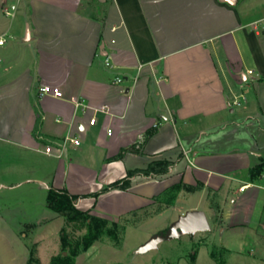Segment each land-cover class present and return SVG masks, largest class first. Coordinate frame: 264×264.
I'll list each match as a JSON object with an SVG mask.
<instances>
[{
  "label": "crops",
  "instance_id": "obj_1",
  "mask_svg": "<svg viewBox=\"0 0 264 264\" xmlns=\"http://www.w3.org/2000/svg\"><path fill=\"white\" fill-rule=\"evenodd\" d=\"M0 36V190L83 195L167 160L166 173H134L76 207L107 218L97 210L111 198L125 215L179 185L171 225L202 212L221 233L240 230L246 256H264V0H0ZM41 84L62 97L39 95ZM252 123L253 143L237 144ZM13 232L0 208V234Z\"/></svg>",
  "mask_w": 264,
  "mask_h": 264
},
{
  "label": "rangeland",
  "instance_id": "obj_2",
  "mask_svg": "<svg viewBox=\"0 0 264 264\" xmlns=\"http://www.w3.org/2000/svg\"><path fill=\"white\" fill-rule=\"evenodd\" d=\"M239 100L241 103V98ZM238 129L247 133L240 139L239 135L232 136L239 145L252 144L250 136L258 134L253 123L248 127L240 124ZM260 146L264 149V142ZM250 150L258 151L254 146ZM249 151L247 155L255 161ZM46 192V188L42 192L40 185L31 183L0 190V208L14 229L11 237L0 234V264H49L52 256L60 252L67 254L69 245L81 241L86 230L83 222H69L48 208ZM193 195L186 197L190 199ZM168 196L158 195L149 207L125 215L114 214L118 211L117 201L103 199L97 212L107 216L103 218L108 221V227L112 226L111 221H117L119 227L124 226V231L117 232L120 241L117 244L103 234L75 256L74 264H219V260L224 264H264V256L258 259L246 256L249 247L242 244L240 230L229 229L221 233L219 222L215 220L210 219L207 229L194 234L185 231L181 235L168 236V228L176 216L175 212L168 211V201H164L170 198ZM196 250V262L190 263L189 258ZM211 250L215 258L210 255Z\"/></svg>",
  "mask_w": 264,
  "mask_h": 264
},
{
  "label": "trees",
  "instance_id": "obj_3",
  "mask_svg": "<svg viewBox=\"0 0 264 264\" xmlns=\"http://www.w3.org/2000/svg\"><path fill=\"white\" fill-rule=\"evenodd\" d=\"M170 162L167 160H156L152 161L144 169H134L128 171L127 175L122 179L113 181L109 184L103 185L98 191L91 192L88 194H71L65 188H54L52 186L48 187L46 192L45 203L48 208L56 212L59 215L64 216L67 221H81L86 227L84 234L81 237L80 242H76L74 245H69L70 250L67 254L60 252L57 255L51 257L49 264H74L75 256L86 250L96 239L101 235L106 234L117 244L120 239L118 237V230L124 231V226L119 227L117 221H111V227L107 226L108 221L100 216L91 214L89 210H81L76 207V202L80 197L93 196L97 197L100 193L105 192L110 189H125L129 185V178L134 173H142L143 175H155L162 174L168 171ZM262 168V163L253 166L250 169L251 178H256ZM179 185L171 186L167 188L162 196L165 194L172 195ZM187 190L194 189L193 186H185ZM167 201V199H165ZM210 255L215 258V254L210 251ZM193 256L190 258L193 260ZM219 264H223V260L218 261Z\"/></svg>",
  "mask_w": 264,
  "mask_h": 264
},
{
  "label": "built area",
  "instance_id": "obj_4",
  "mask_svg": "<svg viewBox=\"0 0 264 264\" xmlns=\"http://www.w3.org/2000/svg\"><path fill=\"white\" fill-rule=\"evenodd\" d=\"M3 12L6 15H11V11L7 7H4L3 8ZM4 42H5L4 37L0 36V45L3 44ZM105 64H110V58H109V56H106L105 57ZM115 81L116 82H119V81H121V78L120 77H116L115 78ZM38 93H39V95L47 94V95H51V96H54V97H62V91L60 90V88L57 87V86L49 85V84H41V85H39V87H38ZM239 98L242 99V98H244V96L242 94H240L239 96L233 98L230 101V103L232 105H239L240 104ZM104 108H106V107L105 106L100 107L101 110H104ZM93 122H94V119L92 118L90 120V123H93ZM66 139L68 140V142L71 145H77L79 143L78 139H76L74 137H66ZM44 152L47 155L55 154L56 156H59V148L57 149V152L58 153H56V152H54L53 147L50 146V145H45ZM262 178L264 179V173L262 174Z\"/></svg>",
  "mask_w": 264,
  "mask_h": 264
},
{
  "label": "water",
  "instance_id": "obj_5",
  "mask_svg": "<svg viewBox=\"0 0 264 264\" xmlns=\"http://www.w3.org/2000/svg\"><path fill=\"white\" fill-rule=\"evenodd\" d=\"M24 39H29L28 28L25 31ZM242 77L245 78L244 73H242ZM207 228L208 222L202 212L188 211L168 228L167 235L176 236L181 234L183 231H191L195 229L203 230Z\"/></svg>",
  "mask_w": 264,
  "mask_h": 264
}]
</instances>
